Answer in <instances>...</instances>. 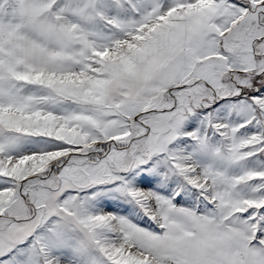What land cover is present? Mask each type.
I'll return each instance as SVG.
<instances>
[{
    "label": "rangeland",
    "instance_id": "1",
    "mask_svg": "<svg viewBox=\"0 0 264 264\" xmlns=\"http://www.w3.org/2000/svg\"><path fill=\"white\" fill-rule=\"evenodd\" d=\"M221 9L0 0V264H264V122L221 123L264 66L206 83Z\"/></svg>",
    "mask_w": 264,
    "mask_h": 264
},
{
    "label": "crops",
    "instance_id": "2",
    "mask_svg": "<svg viewBox=\"0 0 264 264\" xmlns=\"http://www.w3.org/2000/svg\"><path fill=\"white\" fill-rule=\"evenodd\" d=\"M206 1L213 2L215 0ZM216 1L221 3V11H224V17L217 21L218 31L212 38L211 53L203 54L205 58L212 54L210 59H207L211 60L207 61L209 62L207 65L210 73L205 81L210 86L216 84L226 86L228 82L225 80V75L228 72L233 71V73L239 74L248 71L260 72L264 66V21L261 20L262 16H260V12H264L262 8L264 0H248L250 6L235 0ZM230 29L234 33L231 34L234 36L231 38V32L224 33ZM220 62H223V65ZM241 79L242 81L238 83V86L248 85L244 76ZM236 90L238 88H232L230 91L234 94ZM231 94V92L223 94L221 103L224 102L228 106V111L232 112V117L236 119V123L233 124L231 122L232 117L226 114L221 122L224 127L227 126L225 130L249 127L259 134L260 123L256 121L258 118L264 122V88L247 96L233 97Z\"/></svg>",
    "mask_w": 264,
    "mask_h": 264
},
{
    "label": "trees",
    "instance_id": "3",
    "mask_svg": "<svg viewBox=\"0 0 264 264\" xmlns=\"http://www.w3.org/2000/svg\"><path fill=\"white\" fill-rule=\"evenodd\" d=\"M237 1L245 4L246 6H250V3H249L248 0H237ZM259 76H264V73L260 74ZM251 94H253L252 87L251 88H247V90L245 92H241L238 95H233V97H240V96H243V95L247 96V95H251Z\"/></svg>",
    "mask_w": 264,
    "mask_h": 264
}]
</instances>
